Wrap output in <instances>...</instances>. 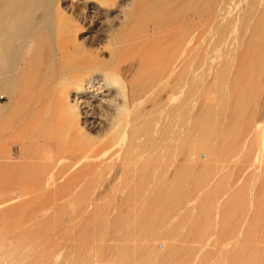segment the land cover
<instances>
[{
    "label": "rangeland",
    "instance_id": "rangeland-1",
    "mask_svg": "<svg viewBox=\"0 0 264 264\" xmlns=\"http://www.w3.org/2000/svg\"><path fill=\"white\" fill-rule=\"evenodd\" d=\"M136 3L0 0V264H264V0Z\"/></svg>",
    "mask_w": 264,
    "mask_h": 264
},
{
    "label": "bare ground",
    "instance_id": "bare-ground-1",
    "mask_svg": "<svg viewBox=\"0 0 264 264\" xmlns=\"http://www.w3.org/2000/svg\"><path fill=\"white\" fill-rule=\"evenodd\" d=\"M118 1L119 0H104V2H106L107 4H110V6H115L118 3ZM136 2H137V0H132V5H133L132 9L136 8V4H137ZM124 15H126V13ZM109 30L110 31L113 30L111 26L109 27ZM116 44H119V41H117ZM0 54H1L2 58L6 60V58H8L7 56H9L10 58H13L16 55V51H15L14 47H12L10 45V43L6 42L4 44L3 43L0 44ZM2 70L3 69H0V71H2ZM105 78H106V81H110L107 76H105Z\"/></svg>",
    "mask_w": 264,
    "mask_h": 264
}]
</instances>
